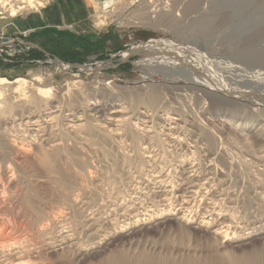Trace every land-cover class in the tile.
<instances>
[{
  "label": "rangeland",
  "instance_id": "obj_1",
  "mask_svg": "<svg viewBox=\"0 0 264 264\" xmlns=\"http://www.w3.org/2000/svg\"><path fill=\"white\" fill-rule=\"evenodd\" d=\"M35 1L43 5L21 12L17 26L0 20V41H17L0 55V76L52 88L43 98L51 104L37 108L16 93L0 96V234L30 237L55 219L71 225L79 244L47 250L43 264L112 256L129 264H264V0L190 7L191 0H174V16L169 11L163 23L154 19L170 0H100L123 19L101 10L102 27L93 0ZM57 7L62 14H48ZM34 15L38 21L24 20ZM42 15L51 18L44 23ZM134 17L143 23L129 25ZM150 40L172 47L124 57ZM57 59L82 70L64 72ZM192 77L217 93L193 86ZM152 93L156 105L137 102ZM95 103L107 111L91 110ZM115 104L120 120L111 116ZM56 150L71 190L36 162L41 151ZM134 217L149 219L107 233ZM85 241L100 242L79 249Z\"/></svg>",
  "mask_w": 264,
  "mask_h": 264
},
{
  "label": "bare ground",
  "instance_id": "obj_2",
  "mask_svg": "<svg viewBox=\"0 0 264 264\" xmlns=\"http://www.w3.org/2000/svg\"><path fill=\"white\" fill-rule=\"evenodd\" d=\"M5 0H0V14H2V16L0 15V20L2 22V24H7V23H12V20L14 18H16L21 12L25 11V10H31L32 8L34 7H41L43 5L42 2H36L35 0H14L13 2H8V4L4 3ZM9 1V0H8ZM96 6V14H94V18H95V24L97 27H102L104 24H105V20L101 19V16L98 15V12H101V10L103 11V8L106 7L104 6L103 8L100 7V4H103L101 3L100 0H93ZM171 4H166V6L163 7V10L164 12L161 13V15H157L155 22H162L164 20H167V21H170L169 20V11H171V7L172 6V1L174 0H170ZM183 1V0H182ZM200 1H203V0H191V2L189 3V7L192 6L193 4L196 5L197 2H200ZM104 2V1H103ZM176 2V1H175ZM180 2V1H179ZM177 2V3H179ZM185 2V0H184ZM176 6V5H175ZM188 7V8H189ZM176 8V7H174ZM173 8V9H174ZM179 8V7H178ZM162 9V8H161ZM100 10V11H99ZM38 11H40V9H38ZM162 11V10H161ZM159 11V12H161ZM104 12V11H103ZM116 12H119V9L118 8H115V9H112V10H108V11H105L103 13V16H106L107 18L109 17V19H112V21L118 19V23L121 24V19L122 17H119V14L116 13ZM173 14L171 16H174V13L171 11L170 14ZM159 14V13H157ZM140 17V16H139ZM155 17V16H154ZM171 18V17H170ZM174 18V17H173ZM171 18V19H173ZM144 19V18H142ZM142 19L140 20L138 17H134L132 20V23H129L130 24H136V25H139L141 23H143ZM176 19V18H175ZM123 20V19H122ZM140 20V21H139ZM153 20V19H152ZM126 22V21H125ZM129 22V21H128ZM165 22V21H164ZM123 23V22H122ZM128 25V26H129ZM180 31V30H179ZM172 43V42H171ZM170 42L168 41H162V40H150L149 42H145V43H141L139 44L138 46H135L133 49H128L126 50L123 55L125 58L129 57L131 54H133L135 51H147L149 48H156L157 47H169L171 48L172 45H171ZM175 46V45H173ZM172 53V52H171ZM258 56V55H257ZM256 59V58H255ZM258 59V58H257ZM259 60V59H258ZM261 60V59H260ZM62 62V61H61ZM142 63V62H141ZM61 64V63H60ZM162 69V68H161ZM190 74V73H189ZM188 76V75H187ZM192 76V74H191ZM152 77V72L150 74H147V75H144V81L148 78H151ZM199 77V76H198ZM187 78V77H186ZM38 80L39 78H34L32 80ZM178 78H172L171 80H169L170 83H177ZM185 79V78H184ZM197 81H201V80H197ZM193 77H192V85L193 86H196V87H199L200 88L202 87L203 89L207 90V92H211V93H217L216 89L210 85L212 83H199L197 82ZM98 82V81H97ZM111 82V81H110ZM110 83L109 82H106L104 84L105 87H109ZM51 91H52V88L51 87H46V86H35V84L29 80L28 78L26 77H23V76H19V77H16L14 80H10L9 78L7 77H4V76H0V96H4V95H8V92L9 94L10 93H16L18 95H20V97L25 98L27 99L26 103L29 104V106H34L35 108H37L36 106H41V105H46L48 106V104L50 103V100H47V101H44V97L46 98L49 94H51ZM157 91V90H156ZM155 91V93H156ZM224 94V93H223ZM142 95V94H141ZM159 95V94H158ZM157 94H149V95H145L146 97L144 98H137V102L141 101V100H144L150 104V105H156L157 102L161 101V100H158L159 97H158ZM108 96V95H107ZM104 97V96H103ZM142 97V96H141ZM245 98V97H244ZM47 99V98H46ZM24 100V99H23ZM139 100V101H138ZM51 102H53L51 100ZM101 102V101H100ZM25 103V104H26ZM57 103V102H56ZM93 103V102H92ZM51 104V103H50ZM91 104V103H90ZM144 104V103H143ZM92 105V104H91ZM3 106V105H2ZM8 106V105H7ZM10 106V105H9ZM28 106V107H29ZM30 106V108H31ZM100 105L96 104L95 103V106H91L92 108H90L91 110H94L96 112H101L102 111L104 112V110L107 108H98ZM113 109L110 108L111 110V116H113L114 118L113 119H116L117 117H119L120 113L124 112L123 111V108L119 105H112ZM26 107V106H25ZM42 107V106H41ZM34 108V109H35ZM47 108V107H46ZM49 108V107H48ZM6 109V108H5ZM4 109V110H5ZM8 109H11V108H8ZM14 109V108H13ZM74 109V108H73ZM3 110V111H4ZM30 110H33V109H30ZM259 110V109H258ZM107 111V110H105ZM263 111V110H262ZM2 113V112H1ZM10 113V112H9ZM23 113V112H22ZM34 112L31 113V115L33 114ZM24 115V114H23ZM41 115V114H40ZM27 116V115H26ZM36 116V115H35ZM30 117V115L28 116ZM20 118V117H19ZM27 118V117H26ZM31 118V117H30ZM74 118H79V117H76L74 116ZM81 120V119H80ZM112 120V119H110ZM117 120H120L117 118ZM35 121V120H34ZM116 121V120H115ZM37 122V121H36ZM39 122V121H38ZM41 124V123H40ZM73 126V125H72ZM249 126V125H248ZM151 128V127H150ZM171 138V137H170ZM178 138V137H177ZM164 139V138H163ZM176 139V137H175ZM142 142V141H141ZM57 145H55L56 147ZM23 148V147H22ZM56 149V148H55ZM60 149V148H59ZM22 152H24V154L26 155L27 153H29V151H27L26 149H21ZM54 150V149H53ZM62 151V150H61ZM50 152V151H49ZM48 151L45 152V151H41V153H38L36 159V162L38 161V164H40L41 167H43L44 171L50 173L51 175L55 174L53 179V183L56 184V186H60L64 191H67V190H71V189H68L69 187V174L70 173H67V171L64 169L65 167H63V169H61V166L62 165H58V158L60 156L59 154V151L56 150L52 153H49ZM29 155V154H28ZM31 155V153H30ZM33 159V158H32ZM35 160V159H34ZM74 161V160H73ZM70 163V161H69ZM69 165V164H68ZM71 166V165H70ZM17 167V166H16ZM40 167V168H41ZM69 167V166H68ZM18 169V168H17ZM70 169V168H69ZM71 171V170H69ZM73 173V172H72ZM50 174H47L50 176ZM46 175V176H47ZM71 179V178H70ZM81 179V178H80ZM202 181V180H201ZM52 182V181H51ZM29 183V182H28ZM52 183V184H53ZM184 184V183H183ZM54 186V185H52ZM54 186V187H56ZM59 187V188H60ZM4 188V187H3ZM10 188V187H9ZM57 188V187H56ZM71 188V187H70ZM61 190V189H59ZM62 191H60V194H61ZM191 193H193L194 191H190ZM69 193V192H67ZM67 193H65L67 195ZM195 193V192H194ZM1 194V193H0ZM24 194V193H23ZM26 194V193H25ZM29 195V194H27ZM25 196V195H22V197ZM131 196V195H130ZM193 196V194L191 195ZM67 197V196H66ZM1 198V197H0ZM69 198V197H68ZM195 198V197H194ZM67 199V198H66ZM124 199V198H123ZM21 200V199H19ZM199 200V199H198ZM2 201V200H0ZM25 201V202H24ZM75 201V200H74ZM21 202V201H20ZM23 202L25 204H27L26 206H29L32 208V202L31 200L29 199V197H24L23 199ZM130 202V201H129ZM3 203V202H2ZM23 203V204H24ZM76 204V203H75ZM194 206V205H193ZM1 207V206H0ZM4 207V206H3ZM2 207V208H3ZM23 208V207H22ZM27 208V207H26ZM134 208V207H133ZM173 208V207H172ZM170 208V209H172ZM5 209V208H3ZM8 209V208H7ZM29 209V208H28ZM33 209V208H32ZM170 209H163L161 211V214H164L165 212L168 213L170 211ZM174 209V208H173ZM1 210V209H0ZM132 210V209H131ZM75 211V210H74ZM77 211V210H76ZM159 212V211H158ZM124 215V214H123ZM147 215V214H146ZM157 215V214H156ZM82 216V215H81ZM136 216V215H135ZM138 216V215H137ZM148 216V215H147ZM152 215H150V218H151ZM161 216V215H160ZM51 218V217H50ZM55 218V217H54ZM118 218V217H117ZM135 218V217H134ZM61 219V218H60ZM149 217H145V218H135L133 219V221H127L123 224H120V225H116L112 228V231H108L107 233H115V232H119V231H122L124 230L125 226L128 224H132L136 221H140V220H148ZM56 220V219H55ZM53 220V224L55 223V225L53 226V228H51L50 230H48V226H49V223L48 225H44V226H39L38 227V230L35 231L30 237L28 236H23V237H5V235H2L0 234V264H43L44 261H46L42 256H44V252L46 253V251H57L60 249V246L62 247V245H66V246H69L71 248H75L74 245L76 244H79V242L76 240L74 241L75 239H78L77 237H75V235H78L75 234V232H73L72 230V226L70 225H67V223L65 222H57ZM71 220V219H70ZM87 220L88 219H84L82 221H84L83 223V226L84 229L88 230L92 224H87ZM127 220V219H126ZM66 221V220H65ZM89 221V220H88ZM115 221V220H114ZM61 223V224H60ZM76 223V222H75ZM41 224V223H40ZM44 224V223H43ZM115 225V224H114ZM93 226V225H92ZM37 229V228H35ZM34 229V230H35ZM54 229L56 230L55 234L54 233ZM58 230V231H57ZM90 230V229H89ZM62 232V234H60ZM22 233V232H21ZM24 233V232H23ZM22 233V235H23ZM64 233H67V235H65ZM80 234V233H79ZM82 234V233H81ZM80 234V235H81ZM89 235V234H88ZM107 235V234H105ZM90 236V235H89ZM81 237V236H80ZM98 237V236H97ZM94 238V237H93ZM97 239V238H96ZM95 240V238H94ZM84 241V239H83ZM82 242V241H81ZM100 241H95V242H92V243H86V241L82 244H80V248L79 249H85L86 247H90L92 246L94 243L97 244L99 243ZM86 243V244H85ZM59 247V248H58ZM78 247V246H77ZM70 248V249H71ZM69 249V248H67ZM69 249V250H70ZM77 249L76 248V251L77 252ZM87 249V248H86ZM64 250V249H63ZM72 250V249H71ZM75 250V249H74ZM81 250V251H83ZM80 251V252H81ZM68 252V251H67ZM74 252V253H75ZM48 253V252H47ZM58 253V252H57ZM120 254V253H119ZM61 255V254H60ZM76 255V254H75ZM80 255V253H79ZM85 255V253H84ZM96 255V254H95ZM115 255V254H114ZM137 255V254H136ZM59 256V255H58ZM124 256V255H123ZM126 256V255H125ZM133 256V255H132ZM86 257V256H85ZM109 257V256H107ZM111 257V256H110ZM64 258V257H63ZM75 258V256H74ZM60 259V258H58ZM67 259V258H66ZM80 259V258H79ZM87 259V258H86ZM56 260V259H55ZM68 260V259H67ZM102 260V258H101ZM100 259H98L99 262H101L102 264H129L127 263L126 259H124L123 257L121 256H112L111 258H107L105 257V260L104 263L101 261ZM239 260V259H238ZM48 261V260H47ZM62 261V260H61ZM73 261V260H71ZM152 261V260H151ZM244 261V260H242ZM43 262V263H42ZM50 262V261H48ZM53 262V261H52ZM51 262V264H52ZM57 262V261H56ZM63 262V261H62ZM84 262V261H83ZM98 262V263H99ZM153 262V261H152ZM151 262V263H152ZM59 263V262H57ZM56 263V264H57ZM68 263V262H66ZM70 263V261H69ZM73 263V262H71ZM100 263V264H101ZM239 263V262H238ZM255 263V262H254ZM46 264V263H45ZM49 264V263H48ZM54 264V263H53ZM60 264V263H59ZM75 264V263H73ZM81 264V263H80ZM91 264V263H90ZM136 264V263H135Z\"/></svg>",
  "mask_w": 264,
  "mask_h": 264
},
{
  "label": "built area",
  "instance_id": "obj_3",
  "mask_svg": "<svg viewBox=\"0 0 264 264\" xmlns=\"http://www.w3.org/2000/svg\"><path fill=\"white\" fill-rule=\"evenodd\" d=\"M0 15L2 16V14H0ZM15 42H17V41L14 38H7V39H3L2 41H0V55H2V52H3L5 47H13V46L17 45ZM54 61L58 65L59 69L64 71V72H72V71H74L75 67L80 66V65L75 66L72 63H68V62H65V61H62L59 59L52 60L51 62H54ZM79 68L81 69V67H79Z\"/></svg>",
  "mask_w": 264,
  "mask_h": 264
},
{
  "label": "crops",
  "instance_id": "obj_4",
  "mask_svg": "<svg viewBox=\"0 0 264 264\" xmlns=\"http://www.w3.org/2000/svg\"><path fill=\"white\" fill-rule=\"evenodd\" d=\"M50 1V0H49ZM48 1V2H49ZM52 1V0H51ZM60 5H63V7L62 8H65L66 9V7H67V3H60V4H58V7L60 6ZM46 7V5L44 6V7H42V8H45ZM56 8V9H54L55 11L54 12H48V14L49 15H51L52 17H55V15L56 14H58V12H60L61 14H62V12L60 11L61 9L60 8ZM40 12V11H39ZM26 14H29V13H26ZM23 15V14H22ZM22 15H19L18 17H16V18H14L13 20H12V23H7V26L8 27H14V26H17L18 25V23H17V20L19 19L20 20V17H22ZM51 17H49V16H45V15H42V19H43V21L42 22H44V23H47L48 21H49V19H50ZM83 19V18H82ZM81 19V20H82ZM24 20H30L29 21V23L31 22V23H33V22H36V21H38V16L37 15H34L32 18H30V19H24ZM34 20H36V21H34ZM41 24V23H40ZM79 24V23H78ZM81 24V23H80ZM3 25H6V24H3ZM28 26V25H27ZM29 26H32V25H29ZM74 27V26H73ZM1 28V27H0Z\"/></svg>",
  "mask_w": 264,
  "mask_h": 264
}]
</instances>
